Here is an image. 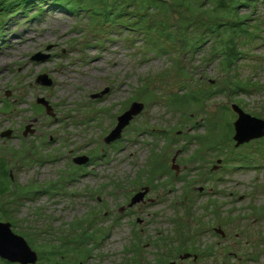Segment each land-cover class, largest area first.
I'll return each instance as SVG.
<instances>
[{"label":"rangeland","instance_id":"1","mask_svg":"<svg viewBox=\"0 0 264 264\" xmlns=\"http://www.w3.org/2000/svg\"><path fill=\"white\" fill-rule=\"evenodd\" d=\"M258 9L264 17V4ZM145 37L123 28L103 30L102 21L47 5L4 19L0 155L7 152L11 161L12 183L32 192L8 208L12 221L5 220L32 241L36 235L52 242L65 233L67 238L100 235L101 245L86 264H133L135 259L136 264H156L161 257L168 260L160 264H264V137L238 147L232 138V150L220 155L203 151L204 162H186L199 147L191 135L204 132L207 117L221 105L238 104L264 118V39L246 45L245 54L227 72L219 60L202 59L205 44L194 55L183 56L180 49L157 55ZM39 52L49 56L31 60ZM39 74L48 75L52 85L37 83ZM233 75L250 86L211 95L204 111H190L186 117L167 105L174 92L220 87ZM106 88V94L92 98ZM142 92L153 93L155 100H142ZM38 98L48 102L52 115L45 107L35 110ZM135 101L144 104L143 110L124 128L121 140L105 143L118 115ZM8 103L11 108L4 112ZM9 129L10 137H1ZM187 132L191 135L184 136ZM21 147L31 158L14 163L11 148ZM69 150L94 159L78 165ZM157 157L169 172L158 173L154 188L146 180ZM173 167H178L180 179ZM187 184L189 195L184 192ZM145 186L150 187L145 201L127 208ZM86 225L95 227L85 231ZM183 225L197 234L196 253L211 247V255L197 261L163 256L171 247L159 249L155 240L166 238L177 247Z\"/></svg>","mask_w":264,"mask_h":264},{"label":"trees","instance_id":"2","mask_svg":"<svg viewBox=\"0 0 264 264\" xmlns=\"http://www.w3.org/2000/svg\"><path fill=\"white\" fill-rule=\"evenodd\" d=\"M261 4H264V0H0V25L6 17L15 14L28 15L35 8L39 11L47 5L75 15H87L92 22L102 21L103 30L114 27L142 34L146 36L145 39L157 55L171 53L173 49H180L183 56L187 53L194 55L205 44V49L201 51L202 59L205 62L219 60L222 68L229 72L237 64L240 55L245 54L243 50L246 45L264 39V17L260 16L258 9ZM1 37H4V33ZM180 72L186 73L184 68H181ZM248 86L249 82L240 81L233 75L220 87L215 84L208 90L201 92L196 90L190 94L174 92L168 97L167 105L186 116L190 111H204V106L211 95L226 94L227 91L231 94L240 89L245 90ZM141 94L143 96L141 99L146 102L155 100L153 93ZM10 108L8 103L2 110L7 112ZM35 110L44 111V107L35 105ZM253 114L262 117L259 113ZM236 116L230 106L221 105L207 117L204 132L184 134L191 135L192 141L199 142V147L186 162L194 165L204 162L203 151L220 155L227 149L232 150L234 132L232 120ZM11 150L14 163L28 162L31 158L25 147ZM103 154L101 151L100 155ZM223 157L229 160L226 155ZM161 160L162 157H157L148 166L147 185L155 187L154 180L160 176L158 173L163 175L169 172L168 168L161 164ZM240 161L244 162L241 159ZM10 166L11 161L7 159L5 152L0 155V220L3 221H6L5 219L12 221L10 213H7L8 208L13 209V203L17 202L18 198L32 193L29 189L12 183ZM74 169L78 171L77 167ZM184 190L185 194L189 195V184L184 186ZM184 192L180 198L185 196ZM189 209L187 208V212ZM197 223L202 225L203 221L198 220ZM187 229L188 226L183 225V231L176 238V243L181 241L177 247H174L171 241L167 243L166 238L155 240V245L159 249L171 247L168 252L163 253L164 257L176 258L181 253L199 251L196 244L197 234L192 235ZM138 241H141V237ZM199 254L211 255V247H208L205 253ZM167 260L161 257L157 259L156 264ZM138 261L135 259L133 264Z\"/></svg>","mask_w":264,"mask_h":264},{"label":"water","instance_id":"3","mask_svg":"<svg viewBox=\"0 0 264 264\" xmlns=\"http://www.w3.org/2000/svg\"><path fill=\"white\" fill-rule=\"evenodd\" d=\"M51 45L47 48L49 49ZM49 56L48 53H36L31 57V60L42 61ZM36 82L45 86L52 85L51 78L46 74H39L36 78ZM108 88L94 93L92 98H99L108 92ZM37 103L44 105L46 107L47 113L52 115L50 110L51 106L45 99L38 98ZM233 111L237 114V118L233 123L234 134L233 140L235 141V146L238 147L242 144L248 143L251 140L258 139L264 137V118H260L258 116H254L245 112L238 104L231 105ZM144 108V104L142 102L135 101L130 107L120 114L117 117V123L115 127L106 135L104 138L105 143L110 144L122 137V132L124 128H126L132 119L137 116ZM11 130H6L1 133V137H10ZM28 133V129L26 127L24 131V135L26 136ZM90 160V157L86 154L77 155L73 158V161L79 165L86 164ZM176 157L173 158V162H175ZM218 163H221L219 160ZM174 169H178L177 167H173ZM150 187L145 186L138 192H136L130 200L128 204L129 208H132L134 205L142 203L145 201V196L149 193ZM219 233L223 234L221 229H216ZM31 251L26 239L23 236L15 234L11 229V223L0 221V255L3 257L9 258L10 260L15 261L16 256L20 254L21 251ZM18 253V254H17ZM33 255L34 252H32ZM191 254L184 253L181 255L182 259L190 257ZM197 255H194V259H197ZM35 259V257H34Z\"/></svg>","mask_w":264,"mask_h":264},{"label":"flooded vegetation","instance_id":"4","mask_svg":"<svg viewBox=\"0 0 264 264\" xmlns=\"http://www.w3.org/2000/svg\"><path fill=\"white\" fill-rule=\"evenodd\" d=\"M69 155L72 159L74 156L73 150H69ZM93 159L94 157L91 158L90 161L92 162ZM100 160L102 161V159ZM80 168H85V166H82ZM175 178H181V175H178V169H175ZM125 208L126 207L123 206L121 210L123 211L125 210ZM82 227L85 229V231H93V228L95 226L86 225ZM11 229L15 234L23 236L26 239V242L31 251L27 250L21 251L20 254L17 253L18 256L14 258L16 259L15 261L0 255V264H86L87 259L89 260L93 258L92 254L94 253V249L99 246V244L101 245V240L98 241L100 235L97 234L76 235L77 238H74L73 236H69V238H67L66 236L68 233H65L62 234V236L60 237L61 239L53 240V242L51 240H43L40 236L36 235V241H32L26 235H23V233L18 230L16 225L12 224ZM77 229L82 228L79 227ZM103 232L104 234H106L105 230H103ZM32 252H34L35 255H33ZM183 254L184 253L179 254V257H181V255ZM186 254H191L190 257L192 258L193 255H197L198 259L200 258V255L197 253L186 252ZM171 263L176 264L177 261H172Z\"/></svg>","mask_w":264,"mask_h":264}]
</instances>
